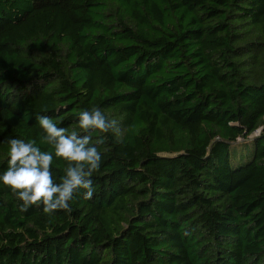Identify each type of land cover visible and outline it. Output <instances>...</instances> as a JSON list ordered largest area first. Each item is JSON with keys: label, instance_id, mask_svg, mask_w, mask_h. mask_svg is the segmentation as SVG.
<instances>
[{"label": "trees", "instance_id": "trees-1", "mask_svg": "<svg viewBox=\"0 0 264 264\" xmlns=\"http://www.w3.org/2000/svg\"><path fill=\"white\" fill-rule=\"evenodd\" d=\"M92 107L93 197L0 182V264H264V0H0V175L17 138L59 182L37 117Z\"/></svg>", "mask_w": 264, "mask_h": 264}, {"label": "clouds", "instance_id": "clouds-1", "mask_svg": "<svg viewBox=\"0 0 264 264\" xmlns=\"http://www.w3.org/2000/svg\"><path fill=\"white\" fill-rule=\"evenodd\" d=\"M37 119L45 133L44 141L52 146L55 157L67 162L65 174L56 182L51 171L53 153L42 151L34 141L13 138L8 140V167L0 175V182L22 202L21 212H27L33 205H43V212L51 216L57 210H70L69 202L81 190L84 199L93 197L92 177L100 169L102 156L92 143L91 133L121 135L122 132L118 122L108 119L98 107L80 111L79 132L58 127L46 115Z\"/></svg>", "mask_w": 264, "mask_h": 264}]
</instances>
